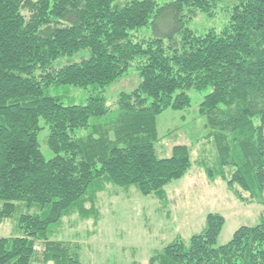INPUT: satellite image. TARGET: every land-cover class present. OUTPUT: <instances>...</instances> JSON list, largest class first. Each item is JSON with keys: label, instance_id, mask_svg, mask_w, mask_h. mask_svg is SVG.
I'll use <instances>...</instances> for the list:
<instances>
[{"label": "trees", "instance_id": "1", "mask_svg": "<svg viewBox=\"0 0 264 264\" xmlns=\"http://www.w3.org/2000/svg\"><path fill=\"white\" fill-rule=\"evenodd\" d=\"M220 11L219 30L185 26ZM162 18L166 35H138ZM131 68L137 87L108 107L104 92ZM58 86L97 93L65 106L48 94ZM191 90H209L198 106L216 158L202 166L207 181L264 208V0H0V224L17 215L19 232L0 239V264H81L78 245L50 239L70 214L96 223L107 186L165 204L191 160L186 146L156 157V119L190 108ZM224 225L206 215L199 234L175 237L148 264H264V216L218 246Z\"/></svg>", "mask_w": 264, "mask_h": 264}, {"label": "rangeland", "instance_id": "2", "mask_svg": "<svg viewBox=\"0 0 264 264\" xmlns=\"http://www.w3.org/2000/svg\"><path fill=\"white\" fill-rule=\"evenodd\" d=\"M227 19L225 11L214 18L198 14L185 26L203 34L208 29L219 30ZM171 26V19L162 18L155 29H143L138 35L145 38L158 36L159 32L166 35ZM80 58L81 55L62 58L54 67L75 63ZM138 83L139 78L131 68L127 76L106 89L103 94L106 105L113 108L118 95L131 92ZM96 93L92 86L85 89L58 86L48 90L50 96L58 98L65 106L84 105ZM208 93L209 90L200 93L191 90L188 92L190 108L176 112L168 110L156 119V157L169 158L175 146H186L191 160L187 174L164 188L165 204L153 196L139 195L134 188L107 186L97 195L99 219L96 223L93 219L70 214L54 229L50 240L78 245L81 264H148L152 254L175 237L187 241L199 234L208 214H220L225 219L218 246L225 245L240 226L255 225L264 216V208L239 203L223 181L209 183L204 174L202 166L211 167L216 159L212 144L205 138V121L198 114V106ZM46 137L47 131L43 130L38 143L41 153L49 160L53 155L46 147ZM16 219L17 215L0 224V239L19 235Z\"/></svg>", "mask_w": 264, "mask_h": 264}]
</instances>
